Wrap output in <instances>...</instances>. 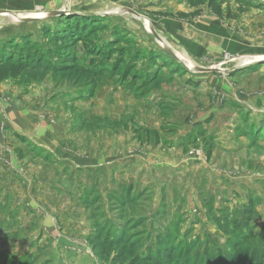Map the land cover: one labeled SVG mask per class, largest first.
Instances as JSON below:
<instances>
[{
	"label": "crops",
	"instance_id": "1",
	"mask_svg": "<svg viewBox=\"0 0 264 264\" xmlns=\"http://www.w3.org/2000/svg\"><path fill=\"white\" fill-rule=\"evenodd\" d=\"M96 1L100 5L108 0ZM168 1H173L170 4L178 10L190 7L187 0ZM193 49L186 47L188 53ZM207 73L211 74L197 72L193 81L182 86L164 84V94H158V98L171 110L162 115L165 119L161 124L157 121L152 127L145 122L146 117L158 116L161 111L138 110L142 116V122L137 121L142 127L138 137L133 136L134 141L124 137L131 125L117 126L111 129L115 142L109 141L101 148L95 141L82 143L81 127L75 124L68 131L62 126L52 127L34 110L29 112L23 101L17 100L15 105L8 100L0 102V216L10 213L0 217V232L10 230L13 222L18 226L17 236L6 245H27V255L33 253L30 246L45 251L50 246L86 245L92 251L90 255L102 262L89 241L98 230L95 214H100L102 208H109L111 231L146 230L150 244L173 229L179 230L182 238L213 234L224 242L225 235L210 219L207 205L218 211L233 209L246 203L250 195L261 198L257 207V223L261 226L264 152L260 149L264 138H256L255 133L248 132V126L236 128L234 122L240 123L239 115L228 111H209L195 120L197 126L192 129L182 123L188 122L190 115L181 111H193L197 102H203L200 98L205 86L212 85L210 96L217 93V83L209 75L202 77ZM205 78L206 82L202 81ZM184 90L198 93V101L189 99ZM174 107L177 118L172 117ZM178 118L182 121L175 120ZM119 133L123 136L118 137ZM190 147L201 149L205 155H190ZM257 171L263 174L258 178L259 185L251 180Z\"/></svg>",
	"mask_w": 264,
	"mask_h": 264
},
{
	"label": "rangeland",
	"instance_id": "2",
	"mask_svg": "<svg viewBox=\"0 0 264 264\" xmlns=\"http://www.w3.org/2000/svg\"><path fill=\"white\" fill-rule=\"evenodd\" d=\"M98 2L96 0H0V10L19 12L21 17L27 15L43 18L47 12L56 10H65L64 15L108 17L106 23L96 28L93 26L96 34L91 35V39L98 42L94 48V43L87 42L89 38L86 39L87 41L60 40L57 32L54 30L50 32L49 29L56 27L59 29L61 21L59 22L58 17L21 21L12 15L0 14V44L6 42L9 45L15 41L18 46L15 45L9 50L16 52L18 47L23 46L26 49V56L32 54L38 57L39 54V59L43 61L41 65H35L37 68L26 71L18 78L0 81V102L8 100L15 105V101H23L21 104L26 106L29 112L34 110L37 116L48 120V125L52 127L62 126L70 130L75 124L81 127L79 138L82 143L95 141L101 148L105 143L109 144V141L115 142V132L111 129L117 126L131 125V129L127 133L124 132V137H129L131 141H134L133 136L138 137V129L142 128L138 123L142 122L138 110L161 111L158 116L151 114L150 117L145 118V122H149L152 127L156 126L157 121L159 125L161 124L165 119L162 115L171 110L165 102L159 100L158 94L163 93L164 84L182 86L193 81L197 75L196 71L190 70L193 66H218L227 69L228 72H211L202 76L209 75L207 77L217 83L215 96H210L212 85L205 86L201 92L200 99L203 102L200 106L195 95L198 93L183 91L189 94V99L195 98L198 104L192 109L193 111L190 109L181 111L186 114L189 112L190 115L188 122L182 123L192 129L197 126L195 120L200 119L205 113L228 111L232 115H239L240 123H236L237 120L234 122L236 128L249 127L248 119L257 126H264V0H225L222 10L226 17L214 14L207 3L202 5L198 14H195L193 8L189 7L186 11L178 10L177 6L170 4L173 1L168 0H116L114 3H109L108 0L100 5L97 4ZM162 2L165 4L163 5ZM91 5L98 7L93 10ZM125 8L133 9L143 17L131 12L123 13ZM109 12L112 13L104 14ZM181 13L186 15L181 16ZM228 13H231L232 18L227 16ZM148 21L181 58V62L169 56L170 54L149 28ZM109 25L119 30L110 33ZM24 37H27L28 41ZM135 45L140 46L138 51L135 50ZM186 47L197 50L193 49L194 52L188 53ZM255 60L257 62L244 67L245 69L242 68L243 70H231ZM48 61L54 64L49 70L46 66ZM157 76L158 79L155 80ZM206 79L202 81L206 82ZM250 106L255 107L256 110L253 111ZM176 110L177 108L174 107L175 113L172 117L175 116ZM116 118L118 121H111ZM175 120L182 121V118ZM182 123L179 122L180 126L183 125ZM70 132L73 133V130ZM122 136L118 134V137ZM19 139L24 142L22 137ZM191 140L192 138L189 139ZM261 147V152H264V146ZM252 176L253 184L257 185L258 178L263 174L262 171H257ZM246 189L249 191V187ZM99 210L100 214H95V224L99 229L104 227L106 229L104 232H109L111 228L107 215L109 208H105V211L103 208ZM103 212H106L105 215ZM7 214L10 213L5 212L0 217H8ZM13 223L10 230L0 232V264H41V262L114 264L110 260L96 261L90 255L91 249L86 245L50 246L45 251L30 246L29 248L34 250L32 254L27 255L24 253L27 245L24 247L21 243L17 246L13 245L14 247L6 245L17 234L18 226ZM116 229L113 228L111 236L121 233L120 228L115 231ZM125 235L134 240L143 239L140 248L128 251V259L150 241L146 230L128 231ZM118 249L123 250L124 246L119 245L113 250L116 252ZM113 250L109 249L110 254ZM51 256L54 257V262Z\"/></svg>",
	"mask_w": 264,
	"mask_h": 264
},
{
	"label": "trees",
	"instance_id": "3",
	"mask_svg": "<svg viewBox=\"0 0 264 264\" xmlns=\"http://www.w3.org/2000/svg\"><path fill=\"white\" fill-rule=\"evenodd\" d=\"M187 2L194 9L195 14H198L202 5L207 3L214 14L219 17H226L222 10L225 0H187ZM185 15L181 13V16ZM227 16L232 18L231 13H228ZM57 17L59 22L61 21L59 29L57 27L49 29L50 32L52 30L57 32V37L60 40L87 41L86 39L89 38L87 42L94 43V48L98 45V42L92 40L91 35L96 34L95 28L102 23H106L108 18L102 15L80 16L72 14L56 15L46 19H55ZM108 27L110 28V33H115L119 30L111 25ZM24 38L28 41L27 37ZM5 45H7L6 42L0 44V81L18 78L26 71L37 68L35 65L39 66L43 63L39 59V54L38 57L32 54L26 56V49L23 46L18 47L16 52L9 50L17 45L15 41L9 43L6 47ZM138 46L135 45L134 47L136 51L140 48ZM4 47L5 49H3ZM172 58L175 59L174 57ZM175 60L178 61L177 59ZM51 63L50 61L46 63L47 70L54 66ZM154 79H158V76ZM248 124H250L247 127L248 132L255 133L258 139L264 138V134L262 135L264 126H257L251 123L249 119L247 121ZM260 203L261 198L250 195L246 203L233 209L224 207L218 211V209H214L213 205H207L210 219L225 235L224 242L213 234H208L204 238L189 239L180 237V231L177 229L175 231L168 230L167 233L157 237L155 244H150L147 241L148 244L129 259L127 258L128 251L135 250L141 246L143 239L134 240L131 237H125V233L128 230L121 231L117 236H111V230L104 232L106 230L104 227L98 228L96 233L92 235L90 243L94 253L100 260H110L114 264H264V223L261 226L257 223V207ZM119 245L124 246V249H118L115 252L113 249ZM243 246L244 249H242ZM109 249L113 250L112 254H110ZM41 264L44 263L41 262Z\"/></svg>",
	"mask_w": 264,
	"mask_h": 264
},
{
	"label": "water",
	"instance_id": "4",
	"mask_svg": "<svg viewBox=\"0 0 264 264\" xmlns=\"http://www.w3.org/2000/svg\"><path fill=\"white\" fill-rule=\"evenodd\" d=\"M122 12L123 13L131 12V13H134L135 15H137L138 17H143V15H141L140 13H138V12H136L133 9H130V8H125ZM65 13H66L65 10L51 11V12H47L46 15L43 18H41V17H34V16H27V15L21 17L19 12L10 11V10L9 11L8 10H0V14L1 15L2 14H4V15L9 14V15H12V16L16 17L18 20H21V21H30V20L44 19V18L56 16V15H64ZM111 13L112 12L104 13V14L106 15V14H111ZM117 13H119V12H117ZM149 28L155 34V36L157 37V39L159 40L161 45L164 47V49L167 51V53H169L172 57H174L175 59H177L178 61L181 62V58L172 50V48L169 45L166 44V42L163 40V38L155 31V29L153 28L151 22H149ZM255 62H257V61L255 60V61H250L248 63H244V64H242L240 66L234 67V69H231V70L242 69V68L247 67V66H249L251 64H254ZM190 70H194L196 72H223V73L228 72L227 69H223V68H220L218 66H211V67H196V66H193L192 68H190Z\"/></svg>",
	"mask_w": 264,
	"mask_h": 264
},
{
	"label": "built area",
	"instance_id": "5",
	"mask_svg": "<svg viewBox=\"0 0 264 264\" xmlns=\"http://www.w3.org/2000/svg\"><path fill=\"white\" fill-rule=\"evenodd\" d=\"M189 154L192 155V156L196 155V154H200L201 156L205 155V153L199 148L198 149H191Z\"/></svg>",
	"mask_w": 264,
	"mask_h": 264
}]
</instances>
